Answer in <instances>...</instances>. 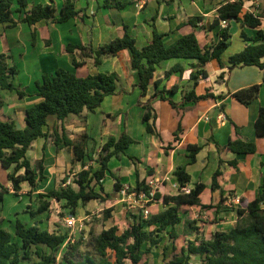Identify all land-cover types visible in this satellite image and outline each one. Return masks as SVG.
Listing matches in <instances>:
<instances>
[{"label":"crops","instance_id":"obj_1","mask_svg":"<svg viewBox=\"0 0 264 264\" xmlns=\"http://www.w3.org/2000/svg\"><path fill=\"white\" fill-rule=\"evenodd\" d=\"M228 1L230 0H134L120 11L100 8L96 0H74L78 15L76 19L67 23H57L50 19L29 26L22 22L19 15L15 16L16 25L0 24V54L6 55L9 66L15 67L17 75L21 71L24 72V79H18L16 83L15 77L14 84L17 90L25 93V96L20 97L17 91L0 88V97L4 101L3 118L14 121L19 129L26 127V109L40 101L34 94L37 82L42 80L44 74H54L59 67L73 69L74 59H82L80 51L67 53L69 44H81L98 49L115 39L123 38L127 27L129 33L136 39L139 49L151 43L154 28L166 34L164 41L167 48L172 47L181 37L193 32L201 47L211 46L221 40L224 28L221 23L214 28L210 26L218 17V9ZM28 2L29 8L34 5H51L56 11L57 18L65 0ZM246 12L262 15V25L250 28L238 21H231L228 27L232 35L231 45L222 54L225 66L221 67L217 61L209 62L205 67L207 77L199 79L195 87L198 96L210 93L216 97L224 96L225 99L209 98L188 105L186 109L173 108L168 101L152 100L151 106L154 108V116L150 121L152 133L146 130L142 121L144 110L141 104L148 102L155 93V81L161 80L159 90L169 91L174 86L179 87L175 94L166 95L176 104H181L185 92L192 89L191 73L193 65L197 62L186 59L163 62L155 72L148 95L142 97L140 90L136 88V72L130 66L129 50H123L117 56L103 58L99 66L95 65L93 58L87 59L86 65L75 69L77 76L117 73L118 90L115 95L107 97L95 112L85 110L80 116L72 115L64 122L54 116L48 119L45 132L49 138L37 139L28 152L29 157V153L35 148V159H30L33 164L38 160H44L47 178L40 182L37 188H31L24 183L19 196L34 200L36 195L45 194L64 185V180L62 183L60 180L63 179L65 170L71 168V164L76 165V168L82 166L80 162L74 161L72 148L66 146L63 141L59 145L54 142V134L62 140L65 132V136L76 141L84 134L91 138L90 132L99 130V140L95 144L103 146L109 137L119 138L125 133L132 137L136 144L126 150V155L113 158L109 164L110 170L117 175L125 190L114 191V180L113 192L105 188L110 197L106 202L99 201L102 207L100 211L109 208L113 211L110 219L101 221L100 232L113 226L120 229L126 226L129 222V210H136L135 206L131 209L132 193L127 194L126 190L135 188L138 182H145L148 185L159 181L158 192L162 195L179 193V184L174 174L181 167L186 168L191 175L190 188L197 183L206 186L201 194V205L182 206L183 222L177 228L179 238L173 244L167 231L161 233L160 245L146 255L142 263L166 264L165 248H169L168 253L171 252L173 245L181 250L187 247L189 241L211 240L216 232L233 229L238 222L236 210L240 207V199L254 201L263 193L264 183V137L257 136L255 127L260 109L264 107V70L256 66L242 65L230 69V58L241 53L248 45L254 44L247 39H253L259 31H264V0H244L243 13ZM194 17L203 18L196 29L189 23ZM177 67L183 71H175L166 76L167 72ZM253 85H261V91L259 98L249 106L232 97L235 92ZM222 105L225 106L224 110L221 109ZM137 109L139 112H136ZM97 122H101V127L95 129ZM177 136L179 141H176ZM236 140L254 143L256 152L238 154L220 149L230 141ZM190 145L202 147L195 163H190L188 151ZM0 170H4V181L0 180V184L9 187L12 193L8 180L11 170L3 169L1 163ZM218 170L221 172L217 178L219 188L213 190V177ZM109 177L111 175L107 173L103 181L104 187ZM54 202L63 206L57 201H52V205ZM92 202L98 201H91L80 208L78 213L89 210ZM170 206L173 204L154 202L149 205L150 216L160 214ZM31 212L25 211L30 216ZM44 214L31 216L32 222L25 224L37 225L41 229H44L43 225L52 226L54 218L46 223L43 219ZM98 217H101V214ZM7 223L8 219L0 213V227L13 233L16 223L11 222L12 228ZM158 227L159 225L155 224L148 230L152 231ZM47 230L50 233H60L56 228L54 231L50 228ZM63 254L61 252L59 255L57 264ZM34 260L35 258L32 261L22 260L19 264H32ZM127 264L132 263L127 261ZM189 264H200V257L192 256Z\"/></svg>","mask_w":264,"mask_h":264},{"label":"trees","instance_id":"obj_2","mask_svg":"<svg viewBox=\"0 0 264 264\" xmlns=\"http://www.w3.org/2000/svg\"><path fill=\"white\" fill-rule=\"evenodd\" d=\"M100 8L123 10L134 0H96ZM28 0H0V24H17L15 15H19L23 23L29 26L50 20L57 23H67L76 19L78 12L74 0H65L61 7L59 17H55V9L51 5H34L29 8ZM244 0H230L218 9V17L210 28H214L221 21H238L243 26L258 28L262 25L263 16L252 12L243 13ZM203 20L202 17H194L189 20L190 25L195 29ZM229 27V26H228ZM226 27L221 33V40L211 46L201 47L195 32L181 37L172 47L165 45L166 34L160 33L156 28L153 30V39L147 46L139 49L136 39L129 33L123 38L115 39L112 42L100 46L98 49L83 45L69 44L67 53L81 52L82 59H74V68L67 69L59 67L52 75L44 74L42 80L37 82L35 95L40 101L26 109V127L19 129L14 121L3 118L2 109L4 101L0 97V163L3 169L11 170L8 180L11 183L12 192L19 196L22 185L27 183L31 188H37L40 182L47 177L44 160H38L34 164L28 157V152L33 143L39 138H49L45 128L48 126V119L52 116L64 122L70 116H80L85 110L95 112L105 99L115 95L118 90L119 76L117 73H98L79 77L75 69L81 68L87 63V59L93 58L96 66L103 62V58L117 56L123 50L131 53V69L136 72V88L140 90L142 97L149 93V86L154 79L157 68L165 61L172 59L195 60L191 73L192 89L185 92L183 102L176 104L170 97L177 92L179 87L174 86L171 90H159L161 80L155 81L156 91L148 102L141 104L144 110L142 118L149 133L153 132L150 121L153 119L154 108L152 100L159 99L168 101L173 108L186 109L188 105H194L200 101L213 98L225 99L224 96H214L207 93L198 96L195 87L201 78L207 77L206 65L211 61H217L221 67L225 64L222 54L231 45V32ZM35 36V34L33 35ZM246 37V35L244 36ZM254 44L248 45L241 53L230 58V69L242 66H256L264 70V31H259L255 38L247 39ZM175 71H183L177 67L166 73V76ZM17 75L15 67L9 66L7 57L0 54V88L2 90L17 91L20 97L25 93L17 90L14 78ZM261 85H253L243 88L232 97L245 106H249L259 98ZM222 105L221 109L224 110ZM256 134L259 138L264 137V107L260 109L255 123ZM54 142L59 145L63 141L66 146L73 149L74 161L80 162L82 170L77 174L75 183L78 189L73 186L62 185L59 188L49 190L47 193L38 195L39 206L36 211L31 212L32 217L44 214L51 208L52 201L63 204V209L68 210L71 215L76 216L81 207L91 201L106 202L110 195L105 192L103 181L107 173L115 181L114 191L125 190L120 179L109 167L113 158H120L126 155V150L136 141L123 133L119 138L109 137L108 141L101 147L98 163L100 168L94 170L88 165V160H93L88 153L87 135H82L78 140H70L65 136L59 140L54 134ZM176 137V141H179ZM202 147L190 145V163L196 162V157ZM222 151L238 154H253L257 148L254 143L242 140L230 141L227 145L220 147ZM175 177L179 189L189 186L191 175L186 168L181 167L175 171ZM221 175L218 170L213 177L212 188H219L217 178ZM68 180H65L66 183ZM206 186L197 183L189 193L179 191L176 195H162L156 192L153 196L155 202H163L166 205L173 204L164 212L144 218L140 208L129 210V222L123 229L113 226L104 229L98 234H91L87 246L88 252L81 253L83 238L74 243H67L68 233H50L37 225L27 226L20 220L16 221L15 231L0 227V264H19L22 260L32 261V264H57L58 257L63 248L66 251L61 257L59 264H147L142 263L145 256L158 247L162 241L161 233L167 231L170 240L174 244L179 238L177 228L182 224L181 207L184 205H201V194ZM263 193L254 201L248 202L245 198L240 199V207L236 210L238 222L236 226L227 232H216L211 240L198 239L189 241L187 247L178 250L174 245L170 253L165 248L166 264H189L192 256L200 257V264H264V183ZM134 192H146L150 195V189L145 182H138L133 188ZM10 188L0 184V202L4 200ZM133 192H128L131 194ZM209 208V206H203ZM112 208L104 211V220L112 216ZM159 225L155 230H148L152 225ZM18 239V240H16ZM86 246V247H87Z\"/></svg>","mask_w":264,"mask_h":264},{"label":"rangeland","instance_id":"obj_3","mask_svg":"<svg viewBox=\"0 0 264 264\" xmlns=\"http://www.w3.org/2000/svg\"><path fill=\"white\" fill-rule=\"evenodd\" d=\"M18 17L17 15H15ZM24 72H20L15 79V82L17 83L18 79L22 80L24 79ZM136 112H139L137 109ZM98 124L95 126V129H98V127H101V122H97ZM91 138L88 139V153L89 155L92 156L93 160H88L87 163L89 166H91L94 170H97L100 168V164L98 163L99 161V154L101 152V146L98 145V143L95 144L96 141L99 140V130L98 132H90ZM29 159H35V148L31 150L29 153ZM82 166L79 168H76V165L71 164V168L66 169L64 173L63 179H61V183L64 180L71 179L72 184L70 186H73V188L78 189L77 184L75 183V179L77 174L82 170ZM4 171V170H3ZM3 171L0 170V180L4 181V175ZM76 174V175H75ZM112 177H109L106 180L105 183V188L106 190H109L110 192H113V186H112ZM60 183V185H61ZM29 186V185H26ZM61 187V186H60ZM27 188V187H26ZM128 192H134L132 188L127 189ZM13 193V192H12ZM12 193H8L5 195L4 200L0 202V213L1 215H4L8 219V226H11L13 223H16L17 220H20L23 223H31L33 218L30 216V214L25 213V211H35L38 206H39V199L38 196L36 195V199L31 200L27 197H20L16 196ZM24 195V194H23ZM29 199V201H28ZM133 197L132 201L133 202ZM101 203L98 202H92L89 210L85 211H80L76 216L83 218L85 214H94L92 217V221L88 224L87 229L83 230L80 227L75 231L74 237L76 238V241L80 240L83 238L84 243L83 247L81 249V253L88 252L90 250V247L87 246V244L90 241L91 234H98L101 231L102 228V223L101 221L104 218V211H100L102 208ZM82 208V207H81ZM139 208V207H136ZM80 209V208H79ZM101 214V217H98V215ZM67 216H71L70 212L68 210H65L61 207V205H56L55 202L53 203L52 207L50 210L44 214L43 219H45L46 223L48 220L54 218L53 225L50 227H45V225L42 226V228H48L51 229V231H54L55 228L57 229L58 232L60 233H70V231L65 227V222L64 218ZM13 222V223H11ZM45 224V222H44ZM56 225V226H55ZM11 226L10 228H12ZM14 231V230H13ZM87 246V247H86ZM66 249L64 248L62 252L64 253ZM62 257V256H61Z\"/></svg>","mask_w":264,"mask_h":264},{"label":"built area","instance_id":"obj_4","mask_svg":"<svg viewBox=\"0 0 264 264\" xmlns=\"http://www.w3.org/2000/svg\"><path fill=\"white\" fill-rule=\"evenodd\" d=\"M221 25L223 28H226L229 26V22L223 20L221 21ZM72 181L68 180L64 186L71 185ZM148 188L150 189V195L146 192H133L132 197L133 202L130 204L131 209L133 206L139 207L143 213L144 218H148L150 216V210L149 205L154 203L153 196L159 189V181H154L149 183ZM127 191V190H126ZM179 191L183 193H189L191 191V188L189 186L183 187L179 189ZM92 221L91 215H85L83 218H80L78 216H67L64 218L65 227L70 231L69 237L67 240V243H74L76 241V238L74 237L75 231L80 227L83 230L87 229L88 224Z\"/></svg>","mask_w":264,"mask_h":264}]
</instances>
